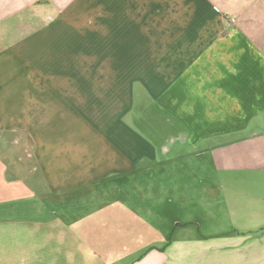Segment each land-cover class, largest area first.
Segmentation results:
<instances>
[{
    "label": "crops",
    "instance_id": "1",
    "mask_svg": "<svg viewBox=\"0 0 264 264\" xmlns=\"http://www.w3.org/2000/svg\"><path fill=\"white\" fill-rule=\"evenodd\" d=\"M0 264H264V0H0Z\"/></svg>",
    "mask_w": 264,
    "mask_h": 264
},
{
    "label": "rangeland",
    "instance_id": "2",
    "mask_svg": "<svg viewBox=\"0 0 264 264\" xmlns=\"http://www.w3.org/2000/svg\"><path fill=\"white\" fill-rule=\"evenodd\" d=\"M191 169H192V168H191ZM193 169H194V167H193ZM183 173H184V174H183L184 177H183V183H182V186H183V187H182V188H183V190L191 191V190H192V187H193V186H196L197 183H193L192 181H191L190 183H187L186 181H184V179H186V176H185V175H187V174L189 173V171H188L187 168L184 169V166H183ZM191 184H192V185L194 184V185L191 186V187L189 188V186H190ZM188 200H189V199L187 198V201H188ZM184 209H185V208H184Z\"/></svg>",
    "mask_w": 264,
    "mask_h": 264
},
{
    "label": "built area",
    "instance_id": "3",
    "mask_svg": "<svg viewBox=\"0 0 264 264\" xmlns=\"http://www.w3.org/2000/svg\"><path fill=\"white\" fill-rule=\"evenodd\" d=\"M229 21H230L231 23H233V22H234V19H233V18H231V19H229Z\"/></svg>",
    "mask_w": 264,
    "mask_h": 264
}]
</instances>
